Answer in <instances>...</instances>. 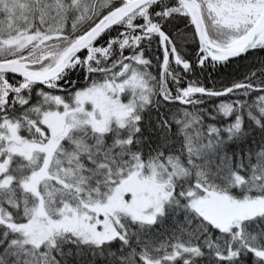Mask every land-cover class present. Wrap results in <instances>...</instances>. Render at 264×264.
Instances as JSON below:
<instances>
[{
	"label": "snow or ice",
	"instance_id": "6c2138e0",
	"mask_svg": "<svg viewBox=\"0 0 264 264\" xmlns=\"http://www.w3.org/2000/svg\"><path fill=\"white\" fill-rule=\"evenodd\" d=\"M0 264H264V0H0Z\"/></svg>",
	"mask_w": 264,
	"mask_h": 264
}]
</instances>
